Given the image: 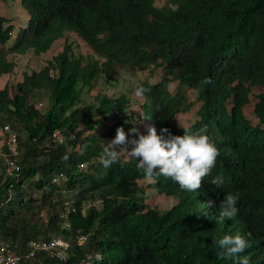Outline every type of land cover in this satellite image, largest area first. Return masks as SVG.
Returning a JSON list of instances; mask_svg holds the SVG:
<instances>
[{"label": "trees", "instance_id": "1", "mask_svg": "<svg viewBox=\"0 0 264 264\" xmlns=\"http://www.w3.org/2000/svg\"><path fill=\"white\" fill-rule=\"evenodd\" d=\"M155 1L20 0L28 23L9 50L44 53L70 31L92 51L87 57L75 54L65 39L62 50L41 69L24 73L13 92L0 89V151L6 152L9 130L18 140L16 169L6 173L0 158V240L20 251L31 239L72 241L64 260L38 252L20 264H239L242 257L264 264V0H167L162 7ZM12 30L0 16V45ZM108 66L161 68L159 81L139 84L147 90L143 118L158 135L161 128L183 135L184 129L194 133L207 126L219 151L211 175L193 192L164 176L149 184L178 197L167 210L145 203L140 182L148 181L137 159L121 157L108 168L100 162L103 145L118 127L125 130L130 99L123 93L102 95L97 104L77 106L82 87L100 74L108 75L107 83L116 80ZM13 67L0 54V75ZM206 79L211 83H203ZM172 80L175 93L168 88ZM254 87L261 88L254 95L255 124L243 111ZM40 90L46 93L45 107L34 101ZM188 90L200 105L193 121L178 127L176 114L193 104ZM109 121L107 131L93 132ZM55 129L65 136L75 132L71 144L52 141ZM217 176L223 179L219 187L211 183ZM228 194L239 197L238 214L210 219L214 207L207 208V201L218 205ZM87 200H98L100 208L83 212ZM43 207L46 222L27 217ZM224 235L243 236L245 251L220 257ZM79 236L85 237L81 245Z\"/></svg>", "mask_w": 264, "mask_h": 264}, {"label": "rangeland", "instance_id": "2", "mask_svg": "<svg viewBox=\"0 0 264 264\" xmlns=\"http://www.w3.org/2000/svg\"><path fill=\"white\" fill-rule=\"evenodd\" d=\"M167 0H156L155 5L158 7L164 6ZM0 16L5 17L9 20L10 24L13 25L12 35L9 41L5 45H0V54L4 55V59L7 62H13L14 67L13 69L8 72L0 75V89L7 86L11 92L14 91L15 85L18 81H20L23 77L24 73H31L34 70H39L44 67L53 56L57 55L63 47L65 39L71 43L72 51L75 54L83 55L84 57L89 56L92 54L91 49L88 45L77 36L75 32H65L64 36L60 39L55 40L52 47L40 54H35L32 51H27L25 53H16L10 49L12 42L15 40V37L18 33H21L22 29L26 27L28 23V12L22 6L20 0H0ZM94 58L99 59L98 57L94 56ZM101 62H104V59H99ZM152 67L144 68V69H137L133 71H129L127 68H122L119 66L113 67L108 66V69L111 70L112 74H115L116 80L112 83H107V76L105 73L100 74L99 78L89 85L82 87L80 100L77 103L78 107L85 108L90 104H97V98L102 95H107L109 97H118L119 94H125L129 99V105L125 111V116L129 117V120H125L124 124L125 127V134L127 137L128 142L124 145H117V151L121 150V157L125 160L129 159L128 153L126 150H130L133 147L131 143L132 140L138 139V135L136 133H132L129 130L135 127L138 130L139 134L146 135L148 126L152 124L147 122L142 115L140 105L144 101V97L136 96V88L139 86L140 83L147 81L149 83H155L160 80L163 70L161 68H154L151 71ZM177 86V81L172 80L169 83V91L171 93H175ZM261 91L260 87H254L252 89L251 100L248 105L244 107L245 115L251 120L253 124L257 123V118L253 114V103L255 101L254 95ZM37 97H35L34 101L43 102V107L46 105V93L43 90L37 92ZM187 100L192 102L191 108L187 112L177 113L174 119V123L178 127H184L189 125L194 117L195 113L199 108L200 103L196 100V95L194 91L188 90L187 91ZM42 108V106H41ZM43 109V108H42ZM130 121V122H127ZM113 122H105L98 128H96L95 133L100 134L107 131ZM82 128V127H81ZM88 131L84 132L83 134L87 133ZM116 135V134H115ZM111 137V141L114 137ZM1 138V137H0ZM106 142V143H107ZM106 143L103 145L106 146ZM71 144V141H68V145ZM3 146V139L0 140V149ZM123 148V149H122ZM140 184L142 185V190L145 198V203L149 207H155L160 210L168 209L174 202L172 197H167L163 194L157 193L153 189H149V183L145 181H141ZM147 184V185H146ZM70 198L71 195L69 194ZM68 200V198H66ZM73 200L67 201L69 204L72 203ZM66 202V203H67ZM101 203L98 200H87L84 201L82 206L83 212H88L91 208L98 209L100 208ZM26 214L25 212H23ZM48 215L47 207H43L42 209L38 210L36 213H27V217L30 218L32 221H40L46 222Z\"/></svg>", "mask_w": 264, "mask_h": 264}, {"label": "clouds", "instance_id": "3", "mask_svg": "<svg viewBox=\"0 0 264 264\" xmlns=\"http://www.w3.org/2000/svg\"><path fill=\"white\" fill-rule=\"evenodd\" d=\"M203 83L207 84L211 83V81L206 79ZM145 91L147 90L138 86L135 94L137 97H140ZM151 124L152 126H148L146 135L139 134L135 127L129 130L138 135V139L131 141L133 147L130 150L124 149L127 151L129 159L134 158L139 161L137 167L142 170L143 175L149 184L154 183L157 177L164 176L177 182L182 190L193 192L199 189L202 179L211 175L212 169L216 164L217 156L219 155L217 147L207 134V126L194 133L190 132L188 129H184L183 135H173L169 129L161 128V134L158 135L153 123ZM74 133L75 132L71 135H66V142L61 140V143H67L69 138L74 139ZM72 135H74V137ZM127 142L128 140L124 129L118 127L116 129L115 137L106 143L104 153L100 157V162L105 168L119 162L121 158V150H115L116 146L124 145ZM81 151L83 153V148ZM63 159L66 162L69 159V155L66 153ZM211 183L219 187L223 184V179L217 176L212 179ZM149 189H153L159 193L155 187L150 186ZM159 194L174 199L171 207L178 203V197L176 195L168 196L164 193ZM238 199L239 197L237 195L228 194L221 204L218 203L217 205L211 200L207 201V208L214 207V216L210 219L219 217L220 220H224L225 218L230 219L235 217L238 214V208L236 207ZM66 224L67 223H65V226ZM60 238L69 242V247L66 252L67 256L68 251L72 246V241L70 239ZM84 240V236H79L76 243L81 245L84 243ZM218 246L221 249L218 254L220 257L225 255L236 257L238 254L245 251L247 241L241 235H224L219 239ZM239 264H249V258H240Z\"/></svg>", "mask_w": 264, "mask_h": 264}, {"label": "built area", "instance_id": "4", "mask_svg": "<svg viewBox=\"0 0 264 264\" xmlns=\"http://www.w3.org/2000/svg\"><path fill=\"white\" fill-rule=\"evenodd\" d=\"M8 130V126H4ZM9 138L6 141V152L0 151V158H4L7 163L6 173H11L16 168L15 157L18 153L17 135L9 130ZM74 137V135H72ZM52 141L58 144L61 140H67L59 130H54L51 134ZM66 226H69L67 223ZM82 241V240H81ZM28 249L20 251L8 242L0 240V264H20L22 260L33 258L38 252H46L49 256L59 259H65L69 242L62 240L60 237L50 239H31L27 243Z\"/></svg>", "mask_w": 264, "mask_h": 264}, {"label": "crops", "instance_id": "5", "mask_svg": "<svg viewBox=\"0 0 264 264\" xmlns=\"http://www.w3.org/2000/svg\"><path fill=\"white\" fill-rule=\"evenodd\" d=\"M1 135H2V134H1V130H0V137H1ZM0 140H1V139H0Z\"/></svg>", "mask_w": 264, "mask_h": 264}, {"label": "bare ground", "instance_id": "6", "mask_svg": "<svg viewBox=\"0 0 264 264\" xmlns=\"http://www.w3.org/2000/svg\"><path fill=\"white\" fill-rule=\"evenodd\" d=\"M203 79V78H202Z\"/></svg>", "mask_w": 264, "mask_h": 264}]
</instances>
